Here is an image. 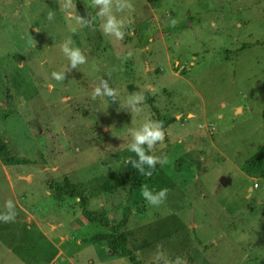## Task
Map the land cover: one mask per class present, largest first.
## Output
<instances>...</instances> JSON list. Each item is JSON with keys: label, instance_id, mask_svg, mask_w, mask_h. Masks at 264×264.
<instances>
[{"label": "rangeland", "instance_id": "1", "mask_svg": "<svg viewBox=\"0 0 264 264\" xmlns=\"http://www.w3.org/2000/svg\"><path fill=\"white\" fill-rule=\"evenodd\" d=\"M112 3L120 39L92 0H0V139L13 158L0 154V264H129L87 241L108 230L103 220L54 198L66 179L109 223L128 209L121 232L144 263L264 264V0ZM68 40L86 58L76 68ZM101 80L115 101L94 95ZM132 94L142 98L121 106ZM146 119L164 133L146 154L168 157L146 185L167 189L155 205L143 187L99 190L138 159L126 130Z\"/></svg>", "mask_w": 264, "mask_h": 264}, {"label": "clouds", "instance_id": "2", "mask_svg": "<svg viewBox=\"0 0 264 264\" xmlns=\"http://www.w3.org/2000/svg\"><path fill=\"white\" fill-rule=\"evenodd\" d=\"M92 6L98 7L96 15L103 18V23L101 24V29L104 33L112 34L116 38H123L124 32L122 31V22L113 15V3L112 0H92ZM126 6V3L120 2L117 4V10L123 9ZM49 19H51V14H49ZM80 23H85V19L78 17ZM71 40L66 41L61 45V51L68 60V65L72 68H76L77 65L85 63V56L82 54V51L78 47H71ZM66 67L63 71L52 72V77L56 80H62L65 76ZM102 85V88L101 86ZM100 85L95 88L94 95L96 96H106L113 98L115 101L116 94L114 89L108 86V83L105 80L100 81ZM142 97L137 94H132L125 101L120 103L121 106L124 104H134L136 100L141 99ZM140 108H135L134 113H139ZM131 134L132 142L127 145V150L131 153H135L138 160L129 157L126 162H130L133 168L139 169V172L145 176L151 175V169L157 164L161 165L168 162L167 156H155L152 154H146V150L142 145L147 144V149L150 150L153 146L163 140L164 133L161 128V124L158 121L146 119L140 124L138 128H128L126 130V135ZM141 164H146L149 167L148 171H145ZM167 189L161 188L158 192H153L144 186L141 195L150 203V204H159L161 202V197L165 195ZM12 202L6 201L5 207H11ZM0 219L7 220L9 217L7 215L0 216ZM175 264H181L179 257L176 258Z\"/></svg>", "mask_w": 264, "mask_h": 264}, {"label": "trees", "instance_id": "3", "mask_svg": "<svg viewBox=\"0 0 264 264\" xmlns=\"http://www.w3.org/2000/svg\"><path fill=\"white\" fill-rule=\"evenodd\" d=\"M0 154H3L5 161L10 163L13 161V158L10 156L7 144L5 141L0 139ZM262 153L259 152L253 157V162L257 164L261 163ZM138 160V159H137ZM184 162V157L181 156L178 159V165H182ZM141 167L145 171L149 170L148 165L141 164ZM160 165L157 163L151 169V175L145 176L139 172V169L133 168L130 162L122 161L119 168L113 169L103 176V180L99 186L101 192H110L121 186L129 184L133 189H139L146 185H149L153 182V179L159 171ZM57 193L54 195L55 199H59L61 195H67L68 197L78 198V203L81 207L82 215L89 221L95 222L98 220H103L108 230L102 233H95L91 235L87 241L89 242H104L107 250L113 254H116L120 257L127 258L129 264H147L140 260L136 254L129 247L126 237L122 228H124L128 221L129 212L128 209L123 211L122 218L119 222L109 223L107 217L103 211L91 210L88 203V195L84 194L83 188L78 184L70 183L67 179L62 185L58 187ZM88 194L91 195L89 192ZM153 264V263H148Z\"/></svg>", "mask_w": 264, "mask_h": 264}, {"label": "water", "instance_id": "4", "mask_svg": "<svg viewBox=\"0 0 264 264\" xmlns=\"http://www.w3.org/2000/svg\"><path fill=\"white\" fill-rule=\"evenodd\" d=\"M25 178V177H24ZM229 180L228 179H225V178H222L220 179V184L219 185H224L225 183H227Z\"/></svg>", "mask_w": 264, "mask_h": 264}, {"label": "crops", "instance_id": "5", "mask_svg": "<svg viewBox=\"0 0 264 264\" xmlns=\"http://www.w3.org/2000/svg\"><path fill=\"white\" fill-rule=\"evenodd\" d=\"M60 252H62V251H60ZM58 255V254H57ZM62 258V260H65L66 258L65 257H61Z\"/></svg>", "mask_w": 264, "mask_h": 264}]
</instances>
